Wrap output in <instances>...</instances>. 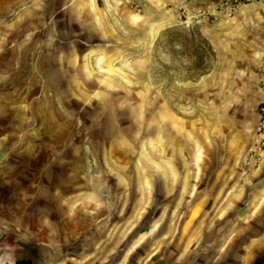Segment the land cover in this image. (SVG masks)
<instances>
[{"label": "rangeland", "instance_id": "1", "mask_svg": "<svg viewBox=\"0 0 264 264\" xmlns=\"http://www.w3.org/2000/svg\"><path fill=\"white\" fill-rule=\"evenodd\" d=\"M261 65L264 1L0 0V237L48 264H264L223 201L264 149Z\"/></svg>", "mask_w": 264, "mask_h": 264}, {"label": "crops", "instance_id": "2", "mask_svg": "<svg viewBox=\"0 0 264 264\" xmlns=\"http://www.w3.org/2000/svg\"><path fill=\"white\" fill-rule=\"evenodd\" d=\"M260 154V160L244 175L233 173L232 184L225 191L229 190L228 196L223 198V201L230 204V208H234V223L238 219L242 220L241 225L247 236L246 247L250 251L264 244V149ZM48 259L51 258L41 255L37 264H48Z\"/></svg>", "mask_w": 264, "mask_h": 264}, {"label": "water", "instance_id": "3", "mask_svg": "<svg viewBox=\"0 0 264 264\" xmlns=\"http://www.w3.org/2000/svg\"><path fill=\"white\" fill-rule=\"evenodd\" d=\"M41 255L49 257V252L43 244L20 241L11 233L0 237V264H18L20 261L37 264Z\"/></svg>", "mask_w": 264, "mask_h": 264}, {"label": "built area", "instance_id": "4", "mask_svg": "<svg viewBox=\"0 0 264 264\" xmlns=\"http://www.w3.org/2000/svg\"><path fill=\"white\" fill-rule=\"evenodd\" d=\"M250 1L254 0H211V2L216 6V7H223L228 10H232L234 7H236L239 4L242 3H247ZM259 1H264V0H259ZM258 86L261 91V93L264 96V65H261L260 68L258 69ZM262 114L259 117V120L256 124L255 131H256V137H255V148L259 149L261 147H264V104L262 106ZM254 152H251V154L248 156L247 161L245 162L246 169L245 172L252 167V165L256 162L255 160L257 159L256 156L254 155L256 153V150L253 149Z\"/></svg>", "mask_w": 264, "mask_h": 264}, {"label": "trees", "instance_id": "5", "mask_svg": "<svg viewBox=\"0 0 264 264\" xmlns=\"http://www.w3.org/2000/svg\"><path fill=\"white\" fill-rule=\"evenodd\" d=\"M18 264H29L27 261H20Z\"/></svg>", "mask_w": 264, "mask_h": 264}, {"label": "flooded vegetation", "instance_id": "6", "mask_svg": "<svg viewBox=\"0 0 264 264\" xmlns=\"http://www.w3.org/2000/svg\"><path fill=\"white\" fill-rule=\"evenodd\" d=\"M27 262H28L29 264H31L30 261H27Z\"/></svg>", "mask_w": 264, "mask_h": 264}]
</instances>
